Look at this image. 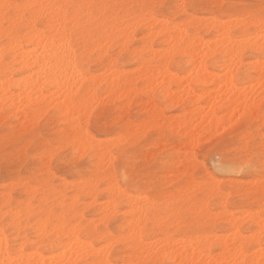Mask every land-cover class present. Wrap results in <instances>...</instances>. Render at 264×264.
Instances as JSON below:
<instances>
[{
  "label": "bare ground",
  "instance_id": "obj_1",
  "mask_svg": "<svg viewBox=\"0 0 264 264\" xmlns=\"http://www.w3.org/2000/svg\"><path fill=\"white\" fill-rule=\"evenodd\" d=\"M181 1L182 0H180V3ZM211 1L213 4L217 3L216 0ZM161 2V0H21V2L14 3L12 0H0V118L5 116V110L7 109L8 115L4 118H10L20 122V125H31L30 123L35 119L46 114L47 111L53 110L56 112L55 118L59 119L63 126L59 135L67 136L71 134L75 136V130L78 129L81 123L78 117L83 116V121H86L87 124H85V126L87 128L94 111L92 107H96V104H104L102 101L105 100L99 98L100 96L98 95L100 91L104 90L110 97H119L118 101H121V103L120 107H118L124 112L130 111L134 96L139 95L148 99V102L141 101L146 106L142 111L145 113V118L142 124L140 123L142 130L143 127H146V130L149 127L151 128L152 126H150V124L152 123V125L155 123L154 127L158 125L157 128L167 127V125L170 127V118H168V116L166 117L163 110L158 108L157 102L165 105V110H170V101L173 104L172 107L188 103L193 110L191 109L187 113L188 116L183 118L179 123H175L174 126H179V128L186 130L185 134L187 138H189L188 141H190V143L193 140H195V142L199 141L201 137L208 136L215 132L220 128V124L222 123V121H217L216 119L208 121L206 125L196 123L193 113L197 110L205 109L208 110L209 113H212L218 109H227L235 105H245L253 110L251 112L259 114L260 116L256 118V120L258 119L261 121L260 108L261 100L264 99V96H262V93H264V87H262L264 80L261 79V72L259 70L261 64L259 47L257 46L255 51H253L250 45L246 44L244 47H241L240 44V39L245 41L251 39L252 43L255 44L258 40V36L254 34L250 38L245 37L244 29L240 28L233 29V31L238 30L241 34L240 38L234 39L232 33L221 29L215 20L210 19V22H207L208 20L204 21L202 18L199 19L195 16H190L187 19L181 20L179 25H182V28L177 27L174 29L165 28L161 30L152 24L131 25L125 23V20L130 15L135 16L138 12L150 11L139 8L132 9V5H161ZM5 4H97L122 5L127 7L96 10L104 17V20L109 23V26L114 28L113 38L104 46L102 55H97L95 60L85 62L80 59V54L75 44L76 37L74 33L76 29L74 27H69L66 30L61 24L58 16L51 10L41 9L35 18L30 21H25L17 18L15 8L10 10L4 9L3 5ZM188 5H190V8L194 11L202 8L198 0H189ZM6 12H10L11 14L6 15ZM120 12L123 13L121 18H119ZM105 13H107V15H104ZM169 14L170 12H167L162 15L167 17ZM38 27H43L44 29L41 30ZM20 29H22V31L19 35L10 36L12 32ZM192 29H194V34H190L189 32ZM202 29L207 30V33L208 31L214 33L215 38L209 41L201 38L200 31ZM136 34H142L144 36H142V38H144L146 44L144 47L142 46L141 49L132 52L133 59L138 64L137 70L133 71L135 73L129 72L128 70L126 72V70L118 68V60L117 58L115 59L113 55L117 47L121 49L120 54L121 52H130L128 46L134 40ZM160 42L163 43L165 47L163 49H155L154 45ZM5 52H7L6 59L3 55ZM247 57L255 59V62L250 61V70L256 74V76L253 75L254 77L250 76V74L243 75L242 70L245 68V63H247L245 62ZM93 63L99 68L100 72L98 74H95L96 71L92 69L91 64L93 65ZM174 64H179L181 68L184 69L182 73L173 71L172 67ZM218 64L223 74H217L215 72V68H217L216 66ZM16 66L19 67L18 70H16ZM17 71L20 73L24 72V74L15 79L14 74ZM241 75L244 77V79H240L241 82L248 81L249 83V81L252 80V84H247L246 88L243 87L244 89L240 88L236 83L237 78ZM193 84L203 87L204 89H201L203 93L198 95ZM212 86L216 87V90H214V88L211 89ZM12 87L16 92L12 91ZM222 90L225 92L223 93ZM201 97L207 100L204 104L200 101ZM116 98L114 99L116 100ZM99 100L102 101L98 103ZM115 100L111 103L113 104ZM123 100H125V103L122 102ZM34 125H36V123ZM14 128L15 127H9L8 130L12 131ZM225 128L227 127H223V129ZM132 130L133 129H131V133H133ZM219 131L217 130L216 133ZM88 132L89 131L86 129L85 133ZM127 132L130 133L129 130ZM139 134L140 136H144L141 135L140 132ZM185 134L183 133V135ZM137 138L138 140L140 139L139 137ZM97 141L101 140L94 138L90 140L86 146L76 143L74 151L76 153L78 152V155L82 157L86 150L93 151L94 148H99V146L96 145ZM66 145L69 146L73 144L69 141L65 146ZM107 151H98L90 156L91 159H98V163H95L96 165L98 164L97 168L99 170L96 174V179L91 186L82 185L81 183L75 185L71 201L73 205L78 204L80 196L83 194L86 195V197L95 199L96 195L101 192L99 188L103 184L107 185V189L102 191L107 193L108 201L103 202V206L97 210V216L99 217L98 223L101 224V222H106L123 215L122 228L129 230L131 233L127 234L130 236L127 237L126 241V249L129 252L131 251L127 258L128 260L137 258L148 262V264H156L157 262H161V264H193V262H195V264H208L209 261L215 264L217 260L230 258V253L234 250V247L240 246L244 249H250L244 251L241 257L242 260H254L255 264H264V254L260 251L259 240L261 221L257 213H252L250 211L245 212L247 217L246 221L248 219L251 220L254 223L253 225L258 228V230L256 229L253 230L254 232H250L251 234H248L247 237L242 234L244 230L243 222L237 220L233 214H230L227 219H215V222L219 223V221H222L233 228L231 234L226 237L215 234L205 235L206 233L202 235L199 233L198 236L189 237L183 233L182 235L180 234V236L178 234L179 238H176L177 234H175V236L169 231L170 225L176 227L181 232L185 230L184 228L187 229L189 224L185 222L187 227L186 225L184 226L186 217L184 218V213V216H181L182 212L180 211L183 207L176 208L175 214L171 217V219L174 218V221L170 224V205L167 199H163L162 203L156 205L152 209L143 208L139 206L137 201L128 199L124 195L126 191L122 189L117 182L113 174L114 172L110 173L109 176H106L104 173V167L107 168L105 166V158L108 156ZM79 152L84 153L81 155ZM108 158L110 159V156H108ZM192 168L193 167L181 169L182 171L180 170L181 175L179 174L180 176L177 178L184 181V185L178 188V191L174 193L175 195H167V198L174 197L176 200L180 201V204L185 200L188 205L190 204L194 209H198V206L202 203L200 198L195 196L199 199L197 200L196 198L190 197L191 194H188V190L194 191L200 188L203 189L204 186L194 180ZM188 176L191 178H188ZM64 183L66 185V181ZM11 184L14 185L13 182ZM9 185L10 184L0 187V201L4 202L3 204L8 205V207H11L16 186L11 187L12 185ZM187 185H192V187L190 186V188H188ZM254 185L255 188L246 187L247 191H245L247 197L250 196L249 199L255 198L256 196L262 198L264 196V189L260 188L258 181L254 183ZM213 188H211V190ZM216 189L219 191L218 188ZM183 191H185L183 194L186 195L185 197L181 195L182 198H180L179 195ZM38 192V188L24 186V193L28 195V203L26 202L25 206H23L24 202L20 200L16 203L18 208L23 206L30 210L32 215L43 216L45 220L49 218L57 219L66 217L61 206L64 202L60 203L56 209H40L39 211L37 210V212L31 210V204L36 200ZM191 198L192 202H187ZM64 199L67 200L66 197ZM39 201L42 204L48 201L44 192ZM124 207L128 208V211L125 212L124 210V212H122ZM84 208L86 209L85 206ZM8 210V215L11 218L12 224L16 222L14 216L15 211L13 212L11 208ZM199 210L200 208L198 211ZM5 212L7 211H4V215L6 214ZM82 212L84 211L82 210ZM199 212L198 214H200ZM203 213L205 214V212ZM209 213L210 212H208V214ZM73 214L72 216H74ZM208 214L207 217L209 216L211 218V214ZM196 216L200 217L198 215ZM202 217L204 216H201V218ZM83 218L84 217H82V219ZM245 218L243 217L244 220ZM80 220H77V223L74 224L71 236L69 234L60 233L54 235L59 240L62 238L68 240V244L66 245L65 243L66 248L64 246V250H66L61 251L62 254L58 255H62L61 259L65 260V264H67V261H71L72 264H77L80 261H85L89 256L95 257V261H93L95 264H108V261L112 260V256L106 251L108 250L106 246L104 247L106 250H102L103 248H101L100 251L97 252V248L95 249L92 243L87 244L83 241H79L80 244L87 245L89 248H94L95 250L88 252L74 250V244L77 243L80 235L87 232V228L83 226ZM201 220H203V218ZM194 224L191 222L189 226ZM8 225L9 224H7V226ZM97 225L94 221L90 223L91 231L88 235L92 236L94 239H98L95 238L97 236L109 237L108 231L99 235ZM215 225L217 224L215 223ZM25 228L30 229L31 226L25 223ZM3 229L4 227L0 225V231ZM151 231H153L152 235L155 234L157 238L150 235ZM122 236L125 238L124 235ZM122 236L117 239L114 238V240H122ZM144 237L148 239V242L145 244L134 243L130 245L128 243L130 239L134 238L135 241H139ZM21 241H23V238H21ZM162 241L166 244V250L157 252L155 248ZM121 243H123V241ZM52 247L58 249L60 244L53 245ZM215 247L219 248L218 251L220 250V253L218 252L219 254L217 255L213 254ZM7 255L8 244L7 241H5L3 249L0 250V262L5 261ZM35 256L40 259V264H44V261L48 260H46V258H49H45L41 251H37ZM57 256H51L48 261L49 264H51L53 258ZM127 259L125 256L121 258V261L124 262Z\"/></svg>",
  "mask_w": 264,
  "mask_h": 264
},
{
  "label": "rangeland",
  "instance_id": "obj_2",
  "mask_svg": "<svg viewBox=\"0 0 264 264\" xmlns=\"http://www.w3.org/2000/svg\"><path fill=\"white\" fill-rule=\"evenodd\" d=\"M161 1H162L161 5H163L164 7H163V9L162 8L159 9V11L162 14H166L167 12L171 13V8L169 6H171L175 3H180V0H161ZM216 1H217L216 4L219 3L221 5H230V4H234V3H247V4L255 5L258 7L260 4V0H216ZM12 2L18 3V2H21V0H12ZM182 2H183V4L184 3L188 4L189 0H182L181 3ZM198 2H200L201 5L212 3L211 0H198ZM188 13L189 14L185 19H187L190 16H193V17L195 16L199 19L202 18V20H204V21L208 20L207 22H210V19H208L210 16V13L208 12V10H206L204 8H199V10H197V11H194L191 8H189ZM121 16H123L122 12H120L119 18H121ZM180 22H181V20L179 21V23ZM38 28L41 30L44 29L43 27H38ZM189 32H190V34L195 33L194 29L190 30ZM142 36H143L142 34H136L135 35L134 40L128 46L130 49V52H128V53L127 52H121V54H120L121 49L119 47L116 48L115 54L113 55V57L115 59L117 58V60H118V62H117L118 68L126 70V72H127V70L129 72H133V71L137 70L136 68L138 67V64L133 59L132 52H134V50L136 51L137 49L138 50L141 49V47L142 46L144 47V45L146 44V41L144 40V38H142ZM200 37L205 39L206 41L207 40L209 41L211 39L213 40L215 38V35H214V33H211L209 31L207 33V30L202 29L200 31ZM154 46H155V49H163L165 47V45L161 42L158 44L156 43ZM118 55H120V56H118ZM250 61L255 62V59L252 57H247L245 59V62H247V63H245V68H243L242 72H243V75L244 74H250V76L254 77V76H256V74H254L250 70V64H251ZM91 66H92V69H94L96 71L95 74H98L100 72L99 68H97L95 63H93V65L91 64ZM219 66H220L219 64L216 66L217 68H215V72L217 74H220V73L223 74L221 69L219 68ZM16 67H15L16 70H18L19 67L18 66H16ZM172 68H173V71L176 73H182V70H184L181 68V66L179 64H174ZM133 73H135V72H133ZM23 74H24V72L20 73L17 71L14 74V78L17 79V78L21 77ZM243 75L239 76L236 80V83L240 88H243V87L246 88L247 84H250V83L252 84V80H250L249 83H248V81L241 82L240 79H244ZM193 86L196 88L198 95L203 93L201 90V89H204L203 87H201L197 84H193ZM212 88H214V90H216L215 89L216 87L212 86L211 89ZM224 90H222L223 93L225 92ZM12 91L16 92V90L13 87H12ZM98 95L100 96L99 98H101L102 100H105V101L99 100L98 103H100V101H102V102H104V104L103 103L96 104L97 108L94 106L95 105L94 104L93 105L94 107H92V109L94 111L92 113L89 126L86 128V126H85V124H87L86 121H83V125H84V129L85 130L87 129L95 139L101 140V141H97V144H96L99 146V148H94L96 150L93 149V151L86 150L85 153L79 152V154L81 153V155L84 153L81 157L80 155H78V152L76 153L74 151L75 145L64 146V147H66L65 148L66 149V155H65L64 162L61 164L59 171L57 172V175H60L64 182L66 181V185H65V183H62V184H59V186H50L49 190L47 192L44 189L37 187L36 185L31 186V187H35L36 189L38 188L39 192L37 194L36 200L34 202H32V204H31L32 207L30 208L31 210H34L35 212H37V210L39 211L40 209H45V210H47V208L48 209H56V208H58V205L60 203L64 202L61 206H62V211H64V213L66 215L65 218H67L70 221H75V224H76L77 220L79 221L80 217H81V220H80L81 223L83 224L84 227L87 228V230H86L87 232L80 235V237L81 236L85 237V239L81 240V241H83L87 244L92 243L93 247L95 249L97 248L96 249L97 252L100 251V249H101L99 247H96V245L99 244L100 241L98 239H92V240L88 239V237H92V236H89L88 233L91 231L90 230V223L93 221L96 225L98 223L99 217L97 216V210L103 206V202L108 201L107 200V197H108L107 193L102 191V190L107 189V185L103 184L99 188V190L102 193L101 192H100V194L98 193L96 195L95 199L94 198L91 199V197H86V195L83 194L80 196L78 204L73 205L72 201H71V196L74 192L75 185L80 183V181L78 179H73V177L76 176L77 173H79V175H89V176H92L96 179V174L99 170L97 168L98 164L96 165L95 163H98V159H96V158L91 159L90 156H92L93 153H96L98 151L106 152L108 150V143L113 137L109 136L107 134V132L111 131L114 134H116L118 132L119 135H122L125 138V140L127 141V149L132 150L133 155H135V150L137 149V146H140L139 147L140 152L145 153V154L150 153V155H147V159L150 162H152L153 164H155L157 158L162 156V155H173L174 154L178 159L182 158L184 151L186 149H189L193 143V141H191V143H190V141H188L189 138H187V135L185 134V131H186L185 129L179 128V126H174L175 123H179L183 118L187 117L188 116L187 113L191 109L193 110V108L188 103H187L188 105L185 104L186 106L185 105H177V106L172 107L173 104L170 101V104H171L170 110H165V105L161 104L160 102H157L158 108L162 109L165 116L166 117L168 116V118H170V121H171L170 127H169V125H167V127L164 126V127L157 128L158 125L156 127H154L155 123H154V125H152L153 124L152 123V124H150V126H152L153 129H152V127L150 128L148 125V127L150 129L147 128V130H150V131H147L146 127H143V130H142V127H140V123L142 124V121L145 118V113L142 111L146 106L142 102L143 101L146 102L148 100L146 97H141L139 95L134 96L132 99L130 111L124 112V111H121L119 109L120 103H121V101H118L119 97H117V98L114 97V98H116V100H115L112 96L110 97L104 90L100 91ZM103 95H104V97H103ZM103 98H105V99H103ZM203 98L201 97L200 101H202V103L204 104V102L207 100H206V98H204L205 100ZM112 99L115 100L113 102V104L111 103L113 101ZM122 102L125 103V100H123ZM141 104H143V105H141ZM251 111H253V110L251 108H249L248 106H245V105L237 106V105H235V106H231L227 109H221V110L218 109L216 111H213L212 113H209V111L205 110V109L197 110L193 113V116H194L196 123H202L203 125H206V123L208 121H210L212 119H216L217 121H222V123L220 124V128L221 127L222 128L217 129L218 131L220 130L221 132L219 131L218 133H216L217 132V130H216L215 132L211 133L208 136L201 137L199 139V141H196V143H195V154H194V156H195L196 160H198V163L192 168L193 169V176H194L195 181L203 184L204 188L205 187L206 188L205 189L200 188L198 190L190 191V190H188V188H190V186L192 187V185H189V186L187 185L188 188L186 187V189L190 193L186 189L185 190L188 192V194H191L190 197H193L195 199L196 198L195 196H197V198H200V201L202 203L200 202L201 204L198 206V209L200 208L199 211L205 212L206 215L203 212H199L198 209H194L193 207H191L190 204L188 205V203H186L185 200L182 201L181 203L183 204V202H184V204L183 205L180 204L179 207L180 208H181V206L183 207L180 209V211L182 212L181 216H184L183 213L185 214L184 218L185 217L186 218H185L184 223L186 222V223L190 224L192 222V224H194L196 221H198V222H196L192 226H189V224H188V228L187 229L184 228L185 230H183L181 232L176 227L170 225L169 231L173 235L177 234V236L175 235L176 238L177 237L179 238L180 234L182 235L183 233H185L189 237L190 236H198L199 233L201 235L206 233L205 235H208V234L214 235L215 234L218 236L226 237V236L231 234V231H233V228H231L225 222L223 223L222 221H219V223H217V222H215V219H219V218L227 219L230 214H233L237 220H240L243 222L244 230H243L242 234L244 236L247 237L248 234L250 235L251 234L250 232H252L253 230H256V229L258 230V228L255 225H253L254 223L251 220L248 219L246 221L247 217L245 215L246 211H250L252 213H257L260 216L261 197L256 196L255 198L249 199L250 196L247 197V193H246V191H247L246 187L247 188L248 187L255 188L254 183H256L258 181V173L257 172L237 173L233 168H231L230 167V158H229L230 149L227 147L228 145L235 144L242 137H246L247 140H254V139H258L260 137L261 121L258 119L256 120V118H258L260 115L255 113V112H251ZM55 113L56 112L53 110L47 111L46 114L42 115L44 117L40 116L41 118L38 117L37 119H35L32 123H30L31 125L27 124V127L29 126L28 129L29 130L39 129L40 132L38 134L42 133V134H45L47 136L59 137L60 136L59 132L63 129V126H62V123L60 122V120L55 118ZM106 113H107L106 118L110 121V123L107 125V130L105 132H99L98 133L97 125H96V119L101 118V117H105ZM113 114H115V115H113ZM4 117L5 116H3V118L2 117L0 118L1 121L3 119L2 122L0 121L1 122L0 123V141H2L4 136L10 132V130H8L9 127L20 128V127L25 126V125H20V122H17L13 119H10V118H4ZM49 119L54 121V127H51L48 125ZM36 120H38L39 122ZM35 123H36V125H34ZM116 123L120 124V128L122 129V131H119L118 129H114L112 127V125L116 124ZM91 125H92V127H91ZM223 127H227L228 129L227 128L223 129ZM139 128H141V129H139ZM131 129L134 130V131L132 130V132L134 134L131 133ZM128 130L130 133L127 132ZM139 132L141 133V135H144V136H140ZM183 133L185 135H183ZM197 133H198V131H197ZM247 135H249V136H247ZM137 137H139L140 139L138 140ZM135 138L137 139V141ZM209 138H211V139H209ZM103 140H105V141H103ZM95 143H96V141H95ZM103 148H105V149H103ZM107 153H108V151H107ZM109 160H111V156H110ZM116 163H119V161H117ZM105 166L107 167V165H105ZM95 170H97V171H95ZM103 170H104V173L106 174V176H109L110 173L114 172L113 174L115 175L119 185L122 187V189L127 191V189L124 187V185L127 183L125 181V176L127 175V173L125 171V168L122 165L118 168L114 164L110 171H108L107 168H105V167ZM33 171H35L34 165L31 166L30 169L26 170V175H30L31 172H33ZM181 171L179 170V173H178V171H169L167 173V176H166L167 184L165 185V187L171 188L172 191L166 192L164 194L166 196L163 195L161 200L167 199V195H175L174 193H176L178 191V188H180V187H182V185H184L183 184L184 181L178 179L179 178L178 176L181 175V173H180ZM92 172H95V173H92ZM209 175H214L216 177V183L214 184L215 187L214 186H212V187L207 186L205 184L204 180L200 179L201 176H209ZM233 175H240L242 177V179L239 183H241L245 186L243 191H237L231 187L233 182L227 178L230 176H233ZM189 177L190 176H188V178ZM15 178H16V173L14 171H9L3 167H0V187L8 186V184H10L9 186H11L12 182L14 185H12L11 187L16 186L15 187L16 191H14V193H13V199L14 200L11 204V207H8V205H5V204H3L4 202L0 201V225H2L4 228L9 229L8 235L13 240H15L17 236H19L20 238H23V235L20 232L15 231L10 227V224H11L10 219L11 218L8 215V212H9L8 209L11 208V209H13L12 211L14 212L18 208V205L16 203L20 200L24 202L23 206H25L26 202L28 203V199H27L28 195H26L24 193V185L20 184V183H15L14 182ZM188 178H187V180H188ZM254 178H256V179H254ZM33 179H36V177H33ZM211 188H213L212 189L213 191L211 190ZM216 188H218L219 191H217ZM209 191L212 193H210ZM43 192L45 193L46 197L48 198V201L44 204L40 203V201H39ZM193 192H195V193H193ZM183 193H185V191L181 192V194L179 195L180 198L185 197L186 194H183ZM181 195H182V197H181ZM65 197L67 200L64 199ZM92 200L93 201L95 200V201L93 202ZM197 200H199V199H197ZM57 202H59V203H57ZM187 202H189V203L192 202V198ZM97 203H99V204H97ZM222 203H224V204H222ZM87 205H90V206H87ZM221 205H222V207H221ZM84 206L86 207V209L84 208ZM87 207H89V208H87ZM188 207H191V208H188ZM187 209L190 211H188ZM82 210L84 212H82ZM122 210H123L122 212H124V210L126 212V211H128V208L124 207ZM4 211H7V212H5L6 213L5 215H4ZM195 212H196V214H195ZM198 212L200 214L201 213H203V214L200 215V214H198ZM208 212H210L209 214H211V216L213 218L212 217L210 218L209 216L207 217ZM72 214L75 217L72 216ZM196 215H198L200 217H197ZM194 216H196V217H194ZM201 216H204L205 218L202 217L203 220H201L202 219ZM82 217H84V218L82 219ZM193 217H194V219H193ZM243 217L244 218L246 217L245 220L243 219ZM122 218H123V215H121L117 218L111 219L109 221H106V222H101V224L98 223V225H97L99 235L104 234V232L108 231L107 233H109V236L111 238H113L112 240H114V238L117 239L122 235L125 236L126 239L123 238V236H122L121 237L122 240H120V239H118L119 241L114 240L117 243L112 241L113 242L112 247L106 246V248L108 250H106L104 247L102 249V250H106L108 252V254L112 256V261H119L120 264L121 263L124 264L125 261H128L127 258L131 253V251L129 252L126 249L127 237L130 236L127 234H131V233L129 230L122 228V222H123ZM5 220L9 221V223H7V224H9L8 226L5 223ZM173 221H174V218L170 219V224ZM186 223L184 224V226L186 225V227H187ZM215 223L217 225H215ZM101 229L103 231H99ZM28 230H30V229H28ZM150 233H151L150 235L152 237H156L155 234L152 235L153 231H151ZM178 234H179V236H178ZM53 238H55V239H53ZM122 241H123V243H121ZM55 243L60 244V247L58 249L52 247L53 245H56ZM65 243H66V245L68 244V240L66 238H62L61 240H59L57 237L53 236L51 238V240L48 242V244L43 247L41 252L45 256V258L46 257L51 258V256H57L58 254L60 255V254H62L61 251L64 250V246L66 248ZM30 246L31 245H29V247ZM218 249H219L218 247H215V249L213 250L214 255H217L220 253L219 252L220 250L218 251ZM67 250H68V248H67ZM25 251H26V249H25ZM59 255L56 257L57 259H61L62 255L61 256H59ZM125 256H126L127 260H125L124 262L121 261V258L125 257ZM7 258H8V255H7ZM49 258H46V260L48 259L47 261H49ZM93 261H95V257L89 256L85 261L84 260L80 261L77 264H95ZM41 262H43V261H41ZM158 264H161V262H158Z\"/></svg>",
  "mask_w": 264,
  "mask_h": 264
},
{
  "label": "snow or ice",
  "instance_id": "obj_3",
  "mask_svg": "<svg viewBox=\"0 0 264 264\" xmlns=\"http://www.w3.org/2000/svg\"><path fill=\"white\" fill-rule=\"evenodd\" d=\"M123 8L122 5H97V4H17L3 5V8L10 10L15 8L18 19L30 21L35 18L41 9L51 10L58 16L61 24L67 30L69 27L76 29L74 35L76 37L75 44L77 51L80 54L82 61L95 60L97 55L103 54V49L106 43L113 38L114 28L109 26V23L104 20L97 9ZM163 5H132V9H142L150 11L138 12L135 16H129L126 24H152L158 29H174L179 25V21L188 16V10L191 7L188 4L175 3L171 6V13L165 17L159 11ZM200 7L208 10L210 13L209 19L215 20L219 27L232 33L234 39L240 38V32L233 29H244L245 37H252L254 34L258 36L255 44L251 39L247 41L240 39L241 47L246 44L255 48L259 47V55L261 57L260 72L261 79L264 80V0H260L259 6L250 5L247 3H234L230 5L221 4H204ZM91 10V11H89ZM6 12V15H10ZM104 15H107L105 13ZM22 29L16 30L10 36L19 35ZM5 59L7 52L3 53ZM264 87V84H262ZM6 95V94H5ZM264 96V93H262ZM261 134L258 139L247 140L242 137L235 144L228 145L230 149V167L237 173L257 172L258 184L261 189H264V99L261 100ZM8 115V110H5V116ZM86 115V114H85ZM115 115V114H113ZM105 117L97 118L96 125L99 132H105L110 121ZM81 123L78 129L75 130V136L69 134L67 136L52 137L45 134H38L39 129L29 130L27 124L20 128H14L7 133L3 140L0 141V167L16 173L15 183L23 184L25 187L36 185L44 189L46 192L50 186H59L64 183L62 177L57 175L61 164L64 162L66 149L65 144L71 141L73 145L76 143L84 146L90 140H93L91 133H85L83 125V116L78 117ZM48 125L54 127V121L49 119ZM114 129L122 131L120 124H113ZM107 134L113 138L108 143V156L105 158L107 170L110 171L113 165L125 168L127 175L124 187L127 191L124 195L131 200L138 202L139 206L152 209L162 202L161 198L164 193L172 191L171 188L165 187L167 184L166 176L169 171H179L181 169H189L194 167L198 160L195 159V140L189 149H186L182 158H177L173 155H162L157 158L153 164L147 159V155L139 151V147L135 150V155L132 150L127 149V141L122 135L117 132L114 134L108 131ZM119 161V163H116ZM35 166V171L30 175H26V170L31 166ZM36 177V179H33ZM73 179H78L82 185L91 186L95 178L89 175H79L77 173ZM207 186H213L216 183L214 175L201 176ZM227 179L233 183L231 187L237 191H243L244 185L239 183L242 179L240 175H233ZM170 205L169 218L175 214L176 208L180 206V201L174 197L167 198ZM15 221L10 227L19 231L23 235V241L19 236L15 240L8 235L9 229L4 228L0 231V250L3 249L5 241L8 244V258L0 262V264H40V259L36 258L35 253L41 251L48 244L52 236L57 233L69 234L71 236L75 221H70L67 218H57L45 220L43 216L32 215L30 210L21 206L15 210ZM260 251L264 254V197L261 198L260 209ZM5 223H9L5 220ZM25 223L31 226L30 230L25 228ZM99 231H103L102 229ZM100 243L96 247L103 248L105 246L112 247V238L97 236ZM85 237L78 238L74 244V250L79 252L94 251V248H89L87 245L80 244L79 241ZM88 239H94L88 237ZM148 242L146 237L139 241L130 239V245L134 243L145 244ZM29 244L31 245L29 247ZM26 249V251H25ZM157 252L166 250L165 242H161L155 248ZM245 250L240 246L234 247L230 253V258L217 260L215 264H255L254 260H242L241 257ZM44 264H49L44 261ZM51 264H65V260L53 258ZM67 264H72L67 261ZM108 264H120L119 261L109 260ZM124 264H148L141 259H131L125 261ZM158 264V262H157ZM195 264V262H193ZM208 264H212L211 261Z\"/></svg>",
  "mask_w": 264,
  "mask_h": 264
}]
</instances>
